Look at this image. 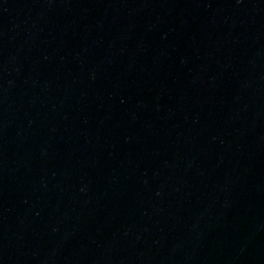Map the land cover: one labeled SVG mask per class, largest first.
Instances as JSON below:
<instances>
[{
	"label": "water",
	"instance_id": "obj_1",
	"mask_svg": "<svg viewBox=\"0 0 264 264\" xmlns=\"http://www.w3.org/2000/svg\"><path fill=\"white\" fill-rule=\"evenodd\" d=\"M0 264H264V0H0Z\"/></svg>",
	"mask_w": 264,
	"mask_h": 264
}]
</instances>
